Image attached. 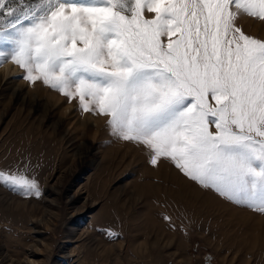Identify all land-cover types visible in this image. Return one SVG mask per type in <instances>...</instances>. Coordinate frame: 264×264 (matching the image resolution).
Wrapping results in <instances>:
<instances>
[{"label": "snow or ice", "instance_id": "snow-or-ice-1", "mask_svg": "<svg viewBox=\"0 0 264 264\" xmlns=\"http://www.w3.org/2000/svg\"><path fill=\"white\" fill-rule=\"evenodd\" d=\"M241 16L264 23V0H0V64L106 117L153 167L264 215V38ZM0 187L40 196L22 173L0 170Z\"/></svg>", "mask_w": 264, "mask_h": 264}, {"label": "rangeland", "instance_id": "rangeland-1", "mask_svg": "<svg viewBox=\"0 0 264 264\" xmlns=\"http://www.w3.org/2000/svg\"><path fill=\"white\" fill-rule=\"evenodd\" d=\"M237 23L264 38V23ZM23 75L0 64V170L40 196L0 187V264H264V215L153 167L106 117Z\"/></svg>", "mask_w": 264, "mask_h": 264}, {"label": "bare ground", "instance_id": "bare-ground-1", "mask_svg": "<svg viewBox=\"0 0 264 264\" xmlns=\"http://www.w3.org/2000/svg\"><path fill=\"white\" fill-rule=\"evenodd\" d=\"M1 72H2V73H1L2 76H5V74H8V73L16 74V73H17V70L11 68V67L8 66V65H5V66L1 69ZM3 73H4V74H3Z\"/></svg>", "mask_w": 264, "mask_h": 264}]
</instances>
